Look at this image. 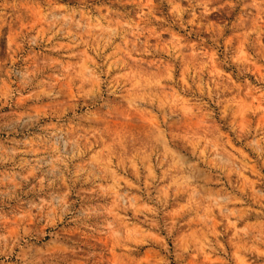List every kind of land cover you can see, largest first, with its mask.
Returning <instances> with one entry per match:
<instances>
[{
  "label": "rangeland",
  "instance_id": "1",
  "mask_svg": "<svg viewBox=\"0 0 264 264\" xmlns=\"http://www.w3.org/2000/svg\"><path fill=\"white\" fill-rule=\"evenodd\" d=\"M0 264H264V0H0Z\"/></svg>",
  "mask_w": 264,
  "mask_h": 264
}]
</instances>
